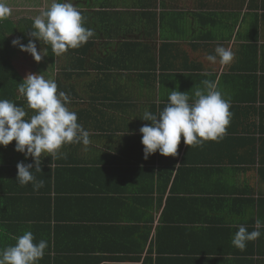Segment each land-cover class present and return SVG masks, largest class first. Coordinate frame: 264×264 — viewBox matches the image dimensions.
Listing matches in <instances>:
<instances>
[{"label": "crops", "instance_id": "1", "mask_svg": "<svg viewBox=\"0 0 264 264\" xmlns=\"http://www.w3.org/2000/svg\"><path fill=\"white\" fill-rule=\"evenodd\" d=\"M6 3L11 15L0 24H12L13 41L24 35L22 26L33 30L52 0ZM74 3L94 31L89 47L53 63L27 56L34 74L69 96L67 107L91 143L66 144L59 159L43 157L41 172L33 169L44 181L38 191L16 181V165L0 166V202L24 204L13 222L0 212V250L31 231L34 242L48 241L38 264H244L230 239L240 225L251 232L264 221V0ZM217 46L235 53L230 65L207 60ZM20 53L15 65L24 61ZM205 79L218 80L231 99L227 135L201 146L185 145L181 136L177 156L157 151L144 159V111L163 110L170 90L192 97ZM21 96L31 117L35 110ZM18 153L17 163H32Z\"/></svg>", "mask_w": 264, "mask_h": 264}, {"label": "clouds", "instance_id": "2", "mask_svg": "<svg viewBox=\"0 0 264 264\" xmlns=\"http://www.w3.org/2000/svg\"><path fill=\"white\" fill-rule=\"evenodd\" d=\"M11 11L6 0H0V20L8 18ZM83 19L74 0H52L50 7L34 18L29 35L50 45L53 53L60 56L69 49L81 47L93 37L94 31L83 26ZM12 44L31 54L36 62L47 55L45 49L37 50L32 39L25 45L17 38ZM217 57L221 65L227 66L233 62L235 53L231 48L217 46L215 54L208 55L207 60L215 63ZM202 84L203 88H197L192 97L188 92L170 90L163 110L157 113L144 111L141 120L150 122L139 129L144 159L157 151L162 156H177L181 136L185 145L201 146L205 141L218 142L227 135L233 115L231 99L225 98L218 87V80L205 79ZM18 91L26 98L28 107L35 111L26 118L24 107L11 100L0 99V146L6 147L15 141V151L24 154L25 159L31 157L32 163H17L16 181L21 186L31 183L38 191L44 186V181L36 179L33 169L41 172L43 157L59 159L62 146L82 143L87 147L91 141L89 132L77 122V113L67 107L69 96L64 91L58 92L55 80L28 73L18 84ZM262 227L264 221L260 219L256 220V230L251 232L240 225L232 238V245L244 251L248 242L261 236ZM14 239V245L0 250V264H38L43 259L48 241L34 242L31 231H25Z\"/></svg>", "mask_w": 264, "mask_h": 264}, {"label": "trees", "instance_id": "3", "mask_svg": "<svg viewBox=\"0 0 264 264\" xmlns=\"http://www.w3.org/2000/svg\"><path fill=\"white\" fill-rule=\"evenodd\" d=\"M11 27L12 24L8 23L7 21L4 22L3 24H0V99H8L16 103L17 106H22L23 100L21 98L22 97L21 93H19L18 91V84L23 81L26 74L21 73L19 69L14 66L13 61L16 56L15 51L19 53L21 52L20 55L22 54V56L24 54L28 55V53L26 54V52L23 53L20 50L14 49V46L12 45V41L8 38L9 33L7 32V30H9ZM26 27L28 26L24 25L22 26V28H20L24 34L21 35L20 38L24 40L26 44L28 43L29 39L34 40L37 47L39 46L40 49L43 48L46 50V54H47L46 58H48V60L51 61V63H53L56 55L53 53L51 46L45 45L43 42L37 40L36 38L31 37L29 35L30 32L25 30ZM89 45H90L89 43H86L77 49H69V50L74 52L75 54H78L83 47H89ZM27 58L29 60L28 56ZM19 59H22V57H19ZM18 154L19 153L15 151V141L11 142L6 147L0 146V166L8 164L10 165L11 168L15 167V165H17L16 162L17 159L19 160ZM50 179L51 177L49 175V182ZM8 192L13 194L15 191L13 189H8ZM261 203H262V214H264V202ZM20 205H24V204L22 202L17 201L14 197H12L10 201H6L4 202V204L0 202V212L6 214L8 216L7 218L10 219L9 221L13 222L15 221V219H13L14 212L16 208ZM156 241L158 244L157 249L159 250V252L160 253L167 252L162 249V245L159 240V235L157 236ZM230 241L232 242L231 239ZM231 252L235 253V255L238 258L242 259L244 264H260V262L264 260V242L256 239L254 241H250V243H247L246 249L244 251H241L233 246ZM159 257H161V255H159ZM158 260L160 259H157L155 263H153V261L151 260H149V262L147 260V262L150 264H159ZM200 262H201L200 260H196L194 263L200 264Z\"/></svg>", "mask_w": 264, "mask_h": 264}, {"label": "rangeland", "instance_id": "4", "mask_svg": "<svg viewBox=\"0 0 264 264\" xmlns=\"http://www.w3.org/2000/svg\"><path fill=\"white\" fill-rule=\"evenodd\" d=\"M13 40H14V38H13ZM23 42H24V40H23ZM23 57H24V61L20 62V60H19L18 61L19 63H17L16 65L14 63L15 61H13L14 66H16L21 73H27L28 71H29V73H33L34 70L30 66H33L34 61L28 62L27 55H23Z\"/></svg>", "mask_w": 264, "mask_h": 264}]
</instances>
